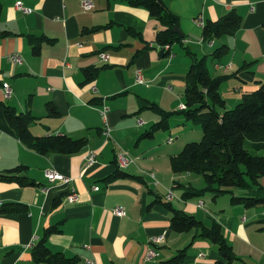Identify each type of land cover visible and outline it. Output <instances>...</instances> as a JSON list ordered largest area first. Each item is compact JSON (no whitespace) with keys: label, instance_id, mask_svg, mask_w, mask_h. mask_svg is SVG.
<instances>
[{"label":"crops","instance_id":"crops-1","mask_svg":"<svg viewBox=\"0 0 264 264\" xmlns=\"http://www.w3.org/2000/svg\"><path fill=\"white\" fill-rule=\"evenodd\" d=\"M17 1L31 12L16 9ZM80 1L0 0V173L22 165L17 175L34 182L0 180V264H35L32 246L50 226L58 230L46 236L47 247L66 257H77V264H86L85 259L95 264L226 262L213 242L198 235V228L172 231L171 212L164 202L195 216L206 226L216 221L236 257L229 264H264V202L254 206L231 203L232 190L215 198L201 199L202 194L183 197L184 192L197 190L189 182L173 181L170 185L169 177L157 168L155 175L153 171L143 173L138 164L145 162L143 152L137 151L130 152L134 163L121 170L137 178L106 179L117 169L114 157L119 145L104 137V123L110 126L112 136L132 128L133 138L137 137L147 127L139 118L144 113L138 107L148 108L147 100L142 98L149 96L150 86L148 90L145 87L156 81L157 74L170 69L183 70L185 76L190 58L173 44L163 55L159 47H149L155 44L160 24L146 8L127 0H90L92 8L82 10ZM166 6L178 16L183 45L196 55L195 49L205 55L208 49L228 46L214 68L219 72L216 75L225 76L220 85L224 81L225 85H237L234 90L239 97L234 100L240 101L243 94L264 80V0H166ZM229 11L240 15L239 28L232 35L223 34L205 44L199 21L215 20ZM42 36L53 41L47 42ZM35 47L37 52L33 51ZM100 52L107 53L108 59L101 60ZM13 54L20 56L19 63L12 61ZM91 66L98 68L97 73L85 81L84 69ZM110 68L116 73L105 75ZM137 68L143 83L135 81ZM151 68L157 71L146 78ZM4 82L11 88L8 98L3 96ZM47 103L55 107L56 115L48 114ZM183 103L184 98L180 101ZM226 104L225 100L228 109ZM5 105L36 117L28 126L33 136H86L87 142L70 154H40L19 139L5 118ZM102 107L107 108L105 119ZM89 151H94L96 157L87 165L85 155ZM176 153L169 154V160ZM48 168L70 180L49 182L44 175ZM150 180L154 182L150 184ZM94 186L99 188L94 190ZM168 189L174 194L171 200L165 199ZM241 190L264 199V175L258 185ZM70 191L78 194V200L65 199ZM55 199L59 200L57 204H53ZM5 203H18L20 209L1 211ZM115 206L123 207L125 215H114ZM160 234L162 242L149 243L151 237ZM149 246L156 249L157 255L144 260ZM181 249L182 258L170 262Z\"/></svg>","mask_w":264,"mask_h":264},{"label":"trees","instance_id":"trees-1","mask_svg":"<svg viewBox=\"0 0 264 264\" xmlns=\"http://www.w3.org/2000/svg\"><path fill=\"white\" fill-rule=\"evenodd\" d=\"M133 6H142L148 10L149 15L160 24L155 32L154 42L149 47H159L164 54L169 53L170 46L174 43L182 45L184 52L190 58V63L184 76V108L181 114L186 121H195L200 124L202 138L199 141L186 142L182 149L175 155L170 156V167L173 174L196 173L200 174L205 186L202 190L192 192L186 191L182 196L201 195L206 191L213 193L215 198L221 193L231 192V188L237 187L249 190L254 184H259V178L264 175V154H252L244 148L245 139L250 140L253 151H264V80L255 89L242 95L234 107L225 108V100L221 97L219 86L225 76L209 75L205 62L208 55L220 57L228 46L222 44L211 52L201 57L186 48L182 41L184 35L180 36L173 32L172 28L178 26V16L166 6V0H127ZM1 12V2H0ZM241 22L240 15L235 11H229L215 20H206L201 27L203 41L210 42L215 37L223 34H234ZM133 34H135L133 32ZM47 42L53 40L42 36ZM38 48H33L37 52ZM98 68L94 66L84 69L85 81L92 79ZM49 115H56L57 111L53 105L47 103ZM148 108L160 112V108L153 102H148ZM4 115L10 126L16 131L19 139L40 154L57 152L70 154L80 150L87 142L86 136L73 138L65 134H51L33 136L29 131V123L36 117L29 111L16 112L12 107L4 106ZM152 130H146L142 136L151 135ZM115 160V157H114ZM116 164V162H115ZM24 166H15L0 173V180H16L20 184H34L25 176H18ZM134 175L116 169L106 179ZM248 193V192H246ZM55 199L53 204L58 203ZM231 203H242L245 206H254L264 202L263 198L246 195L230 196ZM171 212L169 217V228L174 232L188 231L198 228V235L213 242L218 253L229 264L235 255L232 247L223 237L220 225L212 221L209 226L203 224L195 216L182 210L176 209L168 202L163 203ZM18 203H5L1 211L19 210ZM55 226L45 229L43 237L32 246V257L35 264L45 262L47 264H77V257H66L60 252H52L46 245L47 235L57 231ZM184 249L178 251L170 262L177 263L183 256Z\"/></svg>","mask_w":264,"mask_h":264},{"label":"rangeland","instance_id":"rangeland-1","mask_svg":"<svg viewBox=\"0 0 264 264\" xmlns=\"http://www.w3.org/2000/svg\"><path fill=\"white\" fill-rule=\"evenodd\" d=\"M204 43L208 44L207 41H205ZM218 43L219 41H217V44ZM173 45H175V49H180L182 51V54L186 55L184 53V49L181 48L178 43H174ZM195 50L198 52L197 57H201L202 55H204V52H202L201 50ZM213 50L214 48H212L211 50L208 49L207 51H209V54H211ZM220 57H212L210 55L207 56L205 67L209 75L215 76L219 73L217 72V70H215L214 63L217 62ZM131 60L132 58L129 61ZM129 61H127L126 64H128ZM152 69L153 68H151L147 73H145L146 78L156 73L157 69ZM120 71L123 72V70L121 69ZM150 71L153 72L149 74ZM104 73L105 75H114L116 71L110 68L105 70ZM224 82L222 85L219 86V90L227 101V108L230 109L234 107L237 102V100L234 99H237L239 97L237 92H235L234 90L237 85H225ZM148 87L149 96L143 97L142 100H147L149 102L155 103L161 111L157 112L150 108H145L143 105H138V107H140L139 111L144 113L141 115V117L139 116V118L144 121V124L146 123L147 127H144L138 133L137 137L133 138L134 131L132 130V128H126L125 130H121L119 134L117 133L113 136L111 135L112 137L109 140L113 141L114 139L119 145V148H121L131 157H134L131 155V151H137V153L143 152L144 157L142 159H144L145 162L141 164L138 162L139 168L143 173L146 174V171H153L155 175L154 168H157L159 171L165 172V177H169L170 185L173 181H179L182 184L189 182L192 188H194L195 190H202V187L205 186V181L200 174L184 173V176L173 177L170 167L169 154L179 152L186 142L199 141L202 138V129L200 127V124L195 121H186L183 115L181 114L180 101L181 99L183 100L184 71H171L170 69L166 73L157 74L156 81L152 84L150 83L149 85H147V88L145 87V89L148 90ZM241 98L239 100H241ZM138 99L140 100V98ZM146 129H151L152 134L140 137L141 133ZM119 138L121 139V141ZM109 145H111V143H109ZM250 145V140L245 139L244 148L249 150L252 154H264V152L260 150L253 151ZM150 158L155 159L150 160ZM152 182H154V180H150V184ZM174 186V190L180 193L181 191L179 187H177L176 185ZM231 190V194L233 195L247 194H243V190L237 187H233L231 188ZM212 196V192L206 191L202 194L203 198L201 199H205L206 197L208 198ZM226 196L229 197L230 193H227Z\"/></svg>","mask_w":264,"mask_h":264},{"label":"built area","instance_id":"built-area-1","mask_svg":"<svg viewBox=\"0 0 264 264\" xmlns=\"http://www.w3.org/2000/svg\"><path fill=\"white\" fill-rule=\"evenodd\" d=\"M80 6L82 10H90L93 6L92 2L90 0H81L80 1ZM15 7L16 9L22 11L23 13H29L31 12V9L29 7H25L22 5V3L20 1H17L15 3ZM200 24L202 25V21H199ZM150 46L152 45L149 44ZM98 57L105 61L108 59V54L105 52H100ZM11 59L13 62L19 63L20 60V56L17 54H13L11 55ZM216 67H222L221 65H216ZM135 81L137 83H143V78H142V74L140 72V69H137L135 72ZM2 89H3V96L5 98L10 97L11 95V88L9 86L8 83L4 82L2 84ZM91 89L95 90V86L91 85ZM180 108H184V104L180 105ZM101 114L103 116V118L105 119V114L107 112V108L106 107H102L101 108ZM111 129L110 126L105 122L104 123V127L102 130V134L104 135V137L106 139H110L111 138ZM170 140V139H169ZM95 157L96 154L94 151H89L86 155H85V161L87 165L92 164L95 161ZM115 162H116V166L118 169L122 170L124 168H126L128 165H130L131 163H134V159L129 156L125 151H123L122 149H118L115 153ZM44 175L46 177V179L49 182H55V181H61V182H68L70 180V177L58 172L57 170H55L54 168H48L44 170ZM149 175L151 177H153V173H149ZM99 187L98 186H94L93 189L97 190ZM174 197V194L172 193L171 189H168L166 194H165V199L166 200H171ZM65 199L68 202H74L76 200H78V194L75 191H70L69 193L66 194ZM198 206H202V202H199ZM112 213L116 216H124L125 215V209L121 206H115L112 208ZM163 241V234L160 235H156L151 237L149 243H160ZM157 255V251L155 248H153L152 246H149L144 254V260H149L153 257H155ZM85 263L86 264H95L94 261L90 260V259H85Z\"/></svg>","mask_w":264,"mask_h":264},{"label":"water","instance_id":"water-1","mask_svg":"<svg viewBox=\"0 0 264 264\" xmlns=\"http://www.w3.org/2000/svg\"><path fill=\"white\" fill-rule=\"evenodd\" d=\"M173 32L177 33L180 36H183L182 32L180 31V29L178 28V26H174L172 28ZM163 49H160V54L163 55Z\"/></svg>","mask_w":264,"mask_h":264}]
</instances>
